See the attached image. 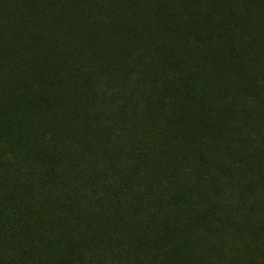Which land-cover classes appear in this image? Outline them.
Masks as SVG:
<instances>
[{"label": "trees", "instance_id": "trees-1", "mask_svg": "<svg viewBox=\"0 0 264 264\" xmlns=\"http://www.w3.org/2000/svg\"><path fill=\"white\" fill-rule=\"evenodd\" d=\"M0 264H264V0H0Z\"/></svg>", "mask_w": 264, "mask_h": 264}]
</instances>
